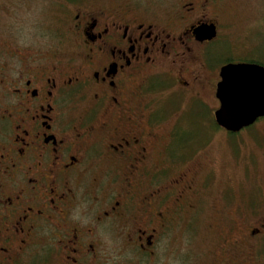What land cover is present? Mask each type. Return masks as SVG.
<instances>
[{
	"label": "flooded vegetation",
	"instance_id": "af4514ba",
	"mask_svg": "<svg viewBox=\"0 0 264 264\" xmlns=\"http://www.w3.org/2000/svg\"><path fill=\"white\" fill-rule=\"evenodd\" d=\"M233 1L58 0L66 42L0 44V264H264V191L242 196L255 156L186 132L247 62Z\"/></svg>",
	"mask_w": 264,
	"mask_h": 264
},
{
	"label": "rangeland",
	"instance_id": "374dc122",
	"mask_svg": "<svg viewBox=\"0 0 264 264\" xmlns=\"http://www.w3.org/2000/svg\"><path fill=\"white\" fill-rule=\"evenodd\" d=\"M68 7L66 5L63 8L67 9ZM59 8L62 6L59 5L58 0H0V44H9L12 40L21 38L30 43L40 41L41 38H46V41H52L56 37L61 39L56 35L58 31H64V42H66L68 26L63 27L58 24ZM229 8L235 10V15L231 18L233 23H229L228 33L232 35V40L239 41L238 44L235 43L237 46L234 48L235 56L241 58L240 60H261L264 63V0H235L230 2ZM225 32L223 29L221 38L224 37ZM12 45H16V41ZM216 46L223 51L227 50L223 43L218 42ZM216 60L221 62L222 57L220 56ZM205 96L208 105L206 107L193 105V111L188 113L190 115L187 119L188 129L186 132L189 137L191 133L192 138L198 132L206 142L208 141L206 146L208 153L219 154L221 159H227L226 155L230 154L227 143L233 153L242 148L241 154L251 153L254 155V160L246 172L247 176L243 174L244 168L241 169V181H247L244 184L245 187H242V196L244 192L261 194L264 191V149L255 146L254 140H248L246 146H243V143L248 137L251 138L253 133L256 134L253 136L260 134L264 138V120L252 126L249 133L247 132L248 134L244 133L240 136L230 134L216 125L212 118L215 109L219 108V100L217 101L209 90L206 91ZM172 118L173 115L169 119L170 122ZM174 120L172 119V121ZM164 125L169 128L170 124ZM167 130L164 128L162 132L165 133ZM241 164L244 167V164ZM218 173L220 174V172Z\"/></svg>",
	"mask_w": 264,
	"mask_h": 264
},
{
	"label": "water",
	"instance_id": "95a60500",
	"mask_svg": "<svg viewBox=\"0 0 264 264\" xmlns=\"http://www.w3.org/2000/svg\"><path fill=\"white\" fill-rule=\"evenodd\" d=\"M200 40L216 36L214 24H203L195 30ZM222 80L215 111L217 124L230 132H239L264 117V65L257 62L228 63L221 68Z\"/></svg>",
	"mask_w": 264,
	"mask_h": 264
},
{
	"label": "trees",
	"instance_id": "16d2710c",
	"mask_svg": "<svg viewBox=\"0 0 264 264\" xmlns=\"http://www.w3.org/2000/svg\"><path fill=\"white\" fill-rule=\"evenodd\" d=\"M258 60V59H257ZM247 61H249V62H257V63H260V64H262V65H264V63L261 61V60H259V61H255V60H253V61H251V60H247ZM204 142H206V141H204ZM207 143H208V141L206 142V145H207ZM205 145V146H206Z\"/></svg>",
	"mask_w": 264,
	"mask_h": 264
}]
</instances>
